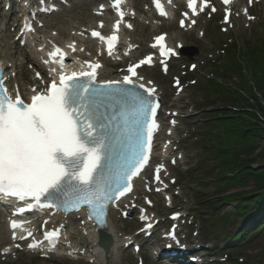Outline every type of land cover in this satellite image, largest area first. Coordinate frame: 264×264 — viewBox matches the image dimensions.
Masks as SVG:
<instances>
[{
  "label": "snow or ice",
  "instance_id": "6c2138e0",
  "mask_svg": "<svg viewBox=\"0 0 264 264\" xmlns=\"http://www.w3.org/2000/svg\"><path fill=\"white\" fill-rule=\"evenodd\" d=\"M223 2L227 5L230 0ZM248 2L251 4L253 0ZM120 3L121 0H115L114 6L119 9ZM153 3L159 14L165 16L160 0ZM187 7L193 16L197 15V0H187ZM207 7L208 0H202L199 12ZM216 10L211 8L213 13ZM120 16L123 18L124 13L120 12ZM248 19L253 17L249 15ZM224 22H229L228 14ZM195 23V19L191 20V24ZM184 24L181 20V27ZM92 35L100 34L93 32ZM163 39V36L157 37L158 42ZM116 40L115 35L108 40L110 49ZM69 47L76 51L73 45ZM167 51L173 54L171 49ZM50 55L58 56L63 66L65 53L60 48ZM146 62L150 63L151 57L141 61ZM137 66L127 69L131 76L136 75ZM87 67L90 70L61 71L58 79H52L50 85L43 84L42 90L33 88L36 94L31 96L30 103L20 98L18 90L15 96L10 95L0 77V196L31 201L26 209L21 208L13 215L44 209L73 212L87 206L89 218L96 227L106 230L108 204L130 192L132 179L148 165L154 130L158 128L155 116L159 103L154 98L155 89L141 84L139 87L146 94L130 99L126 89L111 91L118 82L108 81L103 88L96 86V70L100 65L88 63ZM121 83L135 86L128 75ZM117 97L121 106L115 113L102 110L105 101ZM161 170L162 166L156 169L157 180ZM11 227H17L15 221ZM59 231L46 232L45 240L54 245ZM31 235L29 232L28 236ZM13 239H17L15 233ZM103 239L102 231L101 242ZM39 243H29L28 247Z\"/></svg>",
  "mask_w": 264,
  "mask_h": 264
},
{
  "label": "rangeland",
  "instance_id": "374dc122",
  "mask_svg": "<svg viewBox=\"0 0 264 264\" xmlns=\"http://www.w3.org/2000/svg\"><path fill=\"white\" fill-rule=\"evenodd\" d=\"M88 7L90 9L92 5L89 4ZM252 15L256 17L254 22L250 23V25L237 23L234 25L233 31L226 35H222L216 28L219 18H215L214 24L207 26V39L198 41L193 35L184 36L187 45L185 58L191 56V61L197 63L199 71L187 79L188 81L194 79L196 83L186 89L183 94L184 97L175 104L178 109L181 108L182 110L181 117L184 124L181 125V131L177 138L182 141L180 151L183 154L184 160L178 169H173L172 173L177 180L181 192L180 197L176 200V205L181 207L179 211L189 212L194 217V227L188 228L190 238H193V233L198 232L202 243H199L196 247L206 250L203 253L208 255H211L214 249L221 248L230 235L245 221L240 216H233L235 205L233 196L235 194H244L256 189V186L258 187L257 182L255 184V179L248 175L242 176V166H250L253 170L264 166L263 159L256 155L257 152H260V148H262L264 134L253 141L247 140L246 142H237L240 140L234 139L235 137L231 135L230 131L224 134L223 130L227 129L225 121L221 117L222 112L226 111V108L223 110L218 108L225 101L223 102L222 99H218V92H211L210 89L207 92L203 88L207 78L211 80L213 76L212 81L215 80L216 76H219V68L223 69L227 66V54H222V50L225 51L226 45L230 42L234 43L239 48L240 53H243L244 44L247 45V43L252 42L254 44L257 40L261 41L264 38V9L262 7H255ZM46 22L49 28L59 29L62 23L69 24L70 26H79L86 25L89 20L86 19L85 22H80L69 11V13H62L51 17ZM49 28L45 30V33L49 30L51 31ZM150 35L151 32L147 29L144 33L146 41L149 40ZM59 41H64V39L59 37ZM19 60L23 61V58L19 57ZM234 77V75L229 74L227 83L233 84L234 81L232 79ZM166 81H169V79ZM158 83L160 82L158 81ZM166 87L169 89L167 83ZM170 105H172L171 99L166 102V106ZM188 115L191 117L187 120L185 117ZM214 116L217 118H212ZM245 121H247L246 118ZM219 143H221V146L230 147L225 152L228 159L225 157V160L219 159L216 153L220 148ZM249 146L257 150L252 155L247 150ZM220 162H222L221 166ZM219 167L223 169L220 170ZM226 167L228 170L236 172L238 180H236L237 177L234 181L230 182L225 179V177L229 176V171L225 169ZM249 209H251V206L247 210ZM167 214H169V211L165 210L156 215L159 220H164ZM114 219L110 217L109 224H112ZM115 227H119V235L125 236L133 235L139 228L138 225H132L128 221L123 223L117 221L115 222ZM262 232H264V228ZM129 251L121 250L118 259L119 263L116 264H136L135 260L130 257ZM224 253L226 251H222L218 255L217 258L220 257V260L217 259L215 264H219V261L225 259ZM229 253L227 260H230L232 263L225 260V263L222 264H264V233L256 237L250 244L247 243L239 247L238 251ZM147 259V264H155L149 256ZM206 261L208 262L209 260ZM0 264L87 263L84 261H69L63 258H51L46 261L32 256L18 255L17 259L10 257L7 262L3 261L0 257Z\"/></svg>",
  "mask_w": 264,
  "mask_h": 264
},
{
  "label": "bare ground",
  "instance_id": "6f19581e",
  "mask_svg": "<svg viewBox=\"0 0 264 264\" xmlns=\"http://www.w3.org/2000/svg\"><path fill=\"white\" fill-rule=\"evenodd\" d=\"M90 2V0H88ZM172 5L176 6L177 8H181L182 7V3L179 0H171ZM10 3V4H9ZM166 4V3H165ZM246 2L244 0V2L242 4H238V3H234L233 5H231V11L233 12V16L235 17L234 19H236V23L239 20H245L248 16H249V9L245 6ZM0 64L3 67H6L9 69L8 71V76L10 77L9 80H7L6 85L8 86V88L10 90H13L15 87H19L21 91H23V95H30V91L33 87H37V85H39V82L35 81L33 78V73L31 72H27V71H22V63H19V66L17 65V60L15 59V50L16 48V44L13 43L11 41V36H10V32L8 29V22L10 21V17L14 15V13H16L17 7H16V3L12 2V1H7V0H0ZM9 5V11L6 13L5 12V7ZM21 5V4H20ZM87 4H81V5H77L75 7H72L71 13L72 15H74V17L76 19H79L80 21H85L87 20H91L89 22V24L91 25H95V18L92 15V13L90 11H88V9L86 8ZM125 6L127 7L128 13L132 12L133 10H139L140 11V7L143 6H148L147 3H144V0H126V4ZM69 13V12H67ZM146 17V14H144ZM104 18L108 21V17H109V13L105 12L103 14ZM202 18V17H200ZM144 20H148L146 18H144ZM192 20V19H191ZM174 23L171 22H162L160 27H156V29L153 30V33H156V31L160 30V29H169L173 27ZM189 24V22L187 23ZM59 25V24H57ZM69 26V24H65L62 23L59 27V31L58 34L59 35H66V32L70 31L72 34H74V37H72L71 35H68L66 37V41L67 42H76L79 44V49L82 48V45L80 44L81 42H79V39L75 36L78 32H82V27L78 26V27H72L71 29L66 28V26ZM200 26V25H199ZM11 27V26H10ZM202 29L204 28L203 25L200 26ZM147 30V28L145 26L142 25H138L137 26V30L134 32H129L127 34V37H131L132 41H124L127 46L135 47V44L140 45L141 46V50L142 48L145 46L143 43L145 42V36L143 35V33ZM194 31V29H191V31H187L185 30L184 32H187L186 34H189L190 32ZM184 32H177V33H168V40L173 44H175V41L177 43H182L185 44V37H184ZM138 33V34H135ZM152 34V33H151ZM45 38H49L48 36L42 35ZM42 36H38L35 38V40L37 41V38L40 39ZM51 38V37H50ZM53 39V38H51ZM55 40V38L53 39ZM135 43V44H134ZM86 52H89V45L87 43V48H86ZM125 53V51L123 52ZM31 55H34V52L31 53ZM139 55L138 51H135L134 53H132V57L136 58ZM33 58V56H31ZM34 59V58H33ZM113 60L117 61L119 64H121L119 57H115ZM112 65L110 62L105 61L104 62V68L99 71V76L101 79H109V80H116L117 77L119 76L118 71H108L107 67ZM13 69L14 72L16 73V78L13 79ZM30 74V75H29ZM145 82V81H144ZM27 88V89H26ZM160 91L162 92V94L160 93ZM158 95L162 96L163 99H167L170 96V90L164 88L163 86L159 88L158 91ZM183 98L182 94L179 95L178 97H175V99H173V104L171 106H175L174 104L178 101H180ZM170 108H168V110L166 111H170ZM178 110V109H177ZM176 109H173L171 111H176ZM179 116L181 113H178ZM163 119L165 117V112L163 113ZM170 118H168L166 120V122H168ZM176 124H178V126L181 124V119L178 118L177 121H175ZM177 126V127H178ZM178 129H175V132ZM175 132L174 135L171 138H163L161 140L158 152L159 155L158 157L163 158L164 156L171 155L174 146H175V142H176V138H175ZM167 142L168 147H164L165 143ZM162 150H164L163 153ZM159 158L155 159V161H158ZM169 162V159L168 161ZM163 165V164H162ZM169 170L165 171L163 173V176H165L166 173L170 174L169 171L171 170L168 167ZM170 178V177H169ZM168 179V178H167ZM161 187H167L166 184H164ZM139 191V190H136ZM138 193V192H137ZM130 200H132V198L130 197ZM159 202V200L157 201V203ZM135 202L131 201L128 204L122 203L121 205V209H120V213L122 211L125 210V206H130V204H134ZM157 208V207H156ZM166 210L165 208H161V213ZM130 212V211H128ZM140 214V212H138V215ZM114 215H116V213L112 214V218L114 219ZM145 217V216H144ZM71 221V220H70ZM83 221L82 219L78 220V223L76 225H71L69 223V221L64 220V219H59L57 220V225H65V232L63 233V238H65L62 242V246H67L70 245L68 248H64L61 250V253H56V255H54L55 258L57 259H61V258H65V259H75V260H85L88 264H116L119 263L118 259H119V250H120V237H119V227H115V222H121L118 218V220H113V223L110 225L108 224V227L106 230H104L105 233H107L111 239H112V248L109 250L108 255L105 256L103 251L98 247L97 243H96V237H95V233L93 232V230L87 226V224H82L80 225V222ZM160 224H164V222H161ZM3 227H0V230H2ZM0 239L2 240V244L4 245H8V238H6L5 233L1 232L0 235ZM124 241H122L123 243ZM166 244H170L169 242L164 243L161 247L164 248ZM84 251V254L82 255L81 252Z\"/></svg>",
  "mask_w": 264,
  "mask_h": 264
},
{
  "label": "trees",
  "instance_id": "16d2710c",
  "mask_svg": "<svg viewBox=\"0 0 264 264\" xmlns=\"http://www.w3.org/2000/svg\"><path fill=\"white\" fill-rule=\"evenodd\" d=\"M233 48L232 65L222 73L231 72L238 76L240 84L237 88L232 89L220 82H213V89L218 92V99L225 101L219 109L226 108V111L222 112L223 118H221L225 121L226 133L230 131L231 135H235L234 139L240 140L238 142H246L249 139L253 141L255 138H259L261 133L264 134V130L257 124L259 117L264 118V42L246 50V61L240 60V53H235L236 47L233 46ZM247 150L251 155L257 151L252 146H249ZM222 155L227 158V153L224 152ZM256 155L264 161V141L260 152H257ZM226 169L228 168L226 167ZM242 171V176L248 175L255 179V184L256 182L258 184L254 196L236 204L235 214L245 216L247 214L245 210L250 205L253 208H259L264 204V166L255 170L250 166H242ZM229 172L233 175L229 180L234 181L236 177L238 180L235 171L229 170ZM259 223L261 226L264 225V222ZM261 229L262 227L259 228V230ZM240 235L241 233H238L235 238H239Z\"/></svg>",
  "mask_w": 264,
  "mask_h": 264
}]
</instances>
